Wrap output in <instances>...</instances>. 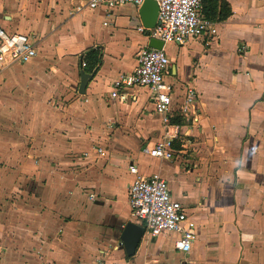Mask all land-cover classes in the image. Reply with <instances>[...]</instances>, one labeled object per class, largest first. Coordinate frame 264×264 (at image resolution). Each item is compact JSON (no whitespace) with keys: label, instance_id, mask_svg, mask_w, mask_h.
Returning <instances> with one entry per match:
<instances>
[{"label":"crops","instance_id":"crops-1","mask_svg":"<svg viewBox=\"0 0 264 264\" xmlns=\"http://www.w3.org/2000/svg\"><path fill=\"white\" fill-rule=\"evenodd\" d=\"M226 2L229 16L214 19L218 34L210 44L189 38L162 46L171 123L181 128L176 156L160 161L142 151L164 134L149 91L130 89L124 102L110 96L112 82L133 71L137 51L149 47L145 32L135 30L143 27L139 7L70 14L69 0H0V28L29 36L36 47L28 63L2 72L7 103L0 113L14 102L9 86L40 90L33 81H48L47 98L32 104V159L0 132V162L34 192L16 195L13 215L3 210L0 246L5 255L14 247L16 261L0 264H264V0ZM91 48L101 62L79 94V60ZM188 85L205 108L198 105L195 120L184 122L179 107ZM131 164L140 175L162 177L193 222L187 256L174 249L172 233L142 236L134 255L125 254L120 234L134 222Z\"/></svg>","mask_w":264,"mask_h":264},{"label":"built area","instance_id":"built-area-1","mask_svg":"<svg viewBox=\"0 0 264 264\" xmlns=\"http://www.w3.org/2000/svg\"><path fill=\"white\" fill-rule=\"evenodd\" d=\"M70 14L83 10L101 9L105 12L132 5L139 7L145 0H69ZM157 5V18L153 28L136 27L137 32H145L146 38L160 40L163 44H183L189 38H203L210 44L217 37V22L201 14L202 0H153ZM36 56V47L29 36L22 33H7L0 28V73L14 64H25ZM83 68L85 63L82 61ZM170 61L163 48H140L136 55V68L121 75L112 82L111 98L124 102L129 90L145 88L150 93V101L160 120L164 134L152 147H144L143 153L158 160H170L176 156L173 141L177 139L180 125L171 123L172 86L166 82ZM205 104H198L197 94L192 86H186L183 101L179 107L184 122L195 120L198 110ZM92 152L102 154V149L93 147ZM82 156H86L83 153ZM133 179L128 186V206L133 221L143 227V237L149 240L160 234H175L173 246L176 251L187 256L195 240L194 224L180 202L172 198L167 182L158 174L143 176L135 165L128 166ZM120 245L121 242H120ZM105 252H101L104 254ZM183 264H196L185 260Z\"/></svg>","mask_w":264,"mask_h":264},{"label":"rangeland","instance_id":"rangeland-1","mask_svg":"<svg viewBox=\"0 0 264 264\" xmlns=\"http://www.w3.org/2000/svg\"><path fill=\"white\" fill-rule=\"evenodd\" d=\"M81 67V66H80ZM82 68V67H81ZM44 73H48L50 71V68L47 66H43ZM2 73H0V87H2L3 84H5L6 80L2 78ZM33 83L41 88L40 90H32L31 87L25 86L23 89L18 90V86H9L13 87V89L9 92V99L14 98V102H8L7 106V112L5 114L0 113V132L4 133V135H9V140L13 141L14 143L20 142L21 146H18L21 148V151L27 154V157H30V153L28 152L30 150V146L33 143L31 136L32 134V110L34 109V106L32 105L34 100H37V98H43L44 100L47 98V80H34ZM19 91V92H18ZM1 92H0V109H5V103L4 101H1ZM47 103L50 102V100H46ZM68 102H72V100H68ZM53 109L54 105L52 106ZM17 109V110H16ZM25 113V114H23ZM23 133V137L20 136V134ZM28 150V151H27ZM32 159V155L30 157ZM7 166H10V164H7V161L0 162V167L3 168L2 171H0V230H1V223H2V214L3 210H11V215H13V211L16 208L17 198L16 195L22 196V195H28L31 196L33 192V187L31 186V182H25L23 187H19L17 183V177L16 174L13 173L14 169L8 168V170H5ZM13 168V167H12ZM27 178H31L30 174H25ZM9 181L11 184L9 186L2 185L1 183L5 181ZM3 181V182H1ZM20 190V192H18ZM22 191V192H21ZM20 193H23L22 195ZM12 208V209H11ZM16 213L14 214V216ZM10 222V221H9ZM11 222H14L11 219ZM1 236V235H0ZM8 255H5V252L1 249L0 246V261H16V250L13 247L10 251H8Z\"/></svg>","mask_w":264,"mask_h":264},{"label":"water","instance_id":"water-1","mask_svg":"<svg viewBox=\"0 0 264 264\" xmlns=\"http://www.w3.org/2000/svg\"><path fill=\"white\" fill-rule=\"evenodd\" d=\"M138 15L143 27L153 28L157 18L156 3L153 0H145L143 4L139 6ZM148 46L153 49H161L163 43L158 39L150 38L148 41ZM92 75V73L89 74L84 71H80L78 85L79 94H84L85 87L88 81L91 80ZM142 235L143 227L139 224L132 221H129L125 224L120 234V242L127 256L130 257L134 255Z\"/></svg>","mask_w":264,"mask_h":264},{"label":"trees","instance_id":"trees-1","mask_svg":"<svg viewBox=\"0 0 264 264\" xmlns=\"http://www.w3.org/2000/svg\"><path fill=\"white\" fill-rule=\"evenodd\" d=\"M227 7L228 4L226 0H202L201 14L211 21H216L214 20L216 17L218 19H224L228 17L230 13ZM82 61L85 62V66L83 68L79 66V68L84 72L91 73L101 62L100 52L97 49H88L85 51L84 55L80 57L79 65Z\"/></svg>","mask_w":264,"mask_h":264}]
</instances>
